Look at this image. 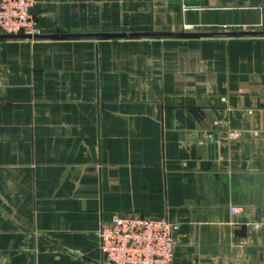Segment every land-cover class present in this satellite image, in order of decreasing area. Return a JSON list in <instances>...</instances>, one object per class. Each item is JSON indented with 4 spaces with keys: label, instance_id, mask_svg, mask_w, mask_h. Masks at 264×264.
<instances>
[{
    "label": "crops",
    "instance_id": "obj_1",
    "mask_svg": "<svg viewBox=\"0 0 264 264\" xmlns=\"http://www.w3.org/2000/svg\"><path fill=\"white\" fill-rule=\"evenodd\" d=\"M33 12L0 37V262L104 264L134 213L177 224L173 264H264V0Z\"/></svg>",
    "mask_w": 264,
    "mask_h": 264
},
{
    "label": "built area",
    "instance_id": "obj_2",
    "mask_svg": "<svg viewBox=\"0 0 264 264\" xmlns=\"http://www.w3.org/2000/svg\"><path fill=\"white\" fill-rule=\"evenodd\" d=\"M35 3L36 0H0V34L38 33L33 12ZM240 135L238 130H233L228 137L236 139ZM242 211L241 206L231 207L232 213ZM176 227L167 216L116 213L109 221H104L99 230L103 263L173 264Z\"/></svg>",
    "mask_w": 264,
    "mask_h": 264
},
{
    "label": "water",
    "instance_id": "obj_3",
    "mask_svg": "<svg viewBox=\"0 0 264 264\" xmlns=\"http://www.w3.org/2000/svg\"><path fill=\"white\" fill-rule=\"evenodd\" d=\"M65 36H99V35H115L112 33H78V34H63ZM46 36L44 34L35 33H21V34H0V37H23V38H37V37H43Z\"/></svg>",
    "mask_w": 264,
    "mask_h": 264
}]
</instances>
